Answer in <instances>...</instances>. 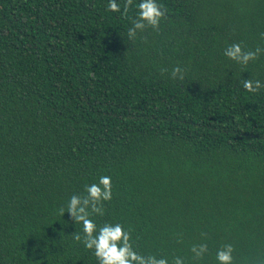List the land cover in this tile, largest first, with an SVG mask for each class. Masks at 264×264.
I'll return each instance as SVG.
<instances>
[{
    "label": "trees",
    "instance_id": "1",
    "mask_svg": "<svg viewBox=\"0 0 264 264\" xmlns=\"http://www.w3.org/2000/svg\"><path fill=\"white\" fill-rule=\"evenodd\" d=\"M116 2L0 0V264H99L67 208L102 176L89 218L145 259L264 264V0H157L131 37Z\"/></svg>",
    "mask_w": 264,
    "mask_h": 264
},
{
    "label": "clouds",
    "instance_id": "2",
    "mask_svg": "<svg viewBox=\"0 0 264 264\" xmlns=\"http://www.w3.org/2000/svg\"><path fill=\"white\" fill-rule=\"evenodd\" d=\"M131 2V0H129ZM108 8L111 11H119V6L116 0H109ZM163 6L157 3V0H140L138 4V20L134 24V28L129 30V36L135 34V30L143 29L145 22L152 27L159 25L160 19L164 16ZM260 49H257L259 52ZM225 56L236 60L239 63L247 64L249 60L254 59L256 53H244L238 44H234L227 48ZM176 72L179 69L175 70ZM243 87L248 91H254L253 82L245 79ZM255 87H260V82L256 81ZM87 196L83 199L79 196H72L67 213L75 220L83 225L84 232V246L87 249L94 250L99 264H168L167 260H157L155 257H145L138 255L129 243L130 234L126 232L120 224L105 223L101 227H97L92 219H90L89 207L91 211L103 215L101 206L102 201H109L112 198L111 177H100L99 183L87 186ZM76 240H80L79 234H74ZM206 249L201 246L199 251L193 248V252L199 256ZM232 246L228 245L224 250L217 253V260L220 264H231L232 261ZM175 264H183L179 258L176 259Z\"/></svg>",
    "mask_w": 264,
    "mask_h": 264
}]
</instances>
